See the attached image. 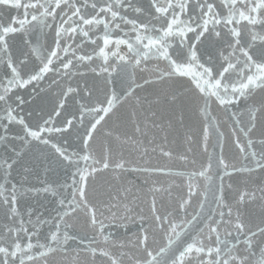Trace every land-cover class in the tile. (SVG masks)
<instances>
[{"label":"snow or ice","instance_id":"1","mask_svg":"<svg viewBox=\"0 0 264 264\" xmlns=\"http://www.w3.org/2000/svg\"><path fill=\"white\" fill-rule=\"evenodd\" d=\"M0 264H264V0H0Z\"/></svg>","mask_w":264,"mask_h":264}]
</instances>
